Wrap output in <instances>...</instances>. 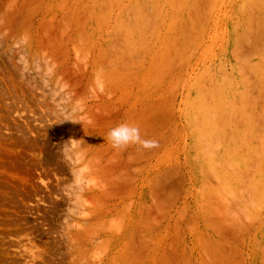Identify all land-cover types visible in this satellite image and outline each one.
<instances>
[{"label": "rangeland", "instance_id": "rangeland-1", "mask_svg": "<svg viewBox=\"0 0 264 264\" xmlns=\"http://www.w3.org/2000/svg\"><path fill=\"white\" fill-rule=\"evenodd\" d=\"M0 264H264V0H0Z\"/></svg>", "mask_w": 264, "mask_h": 264}, {"label": "clouds", "instance_id": "clouds-1", "mask_svg": "<svg viewBox=\"0 0 264 264\" xmlns=\"http://www.w3.org/2000/svg\"><path fill=\"white\" fill-rule=\"evenodd\" d=\"M107 139L114 149H124L129 145H138L143 149L158 147L157 141L142 138L139 127L129 123H121L112 128L107 134ZM69 141L75 140L70 139Z\"/></svg>", "mask_w": 264, "mask_h": 264}]
</instances>
